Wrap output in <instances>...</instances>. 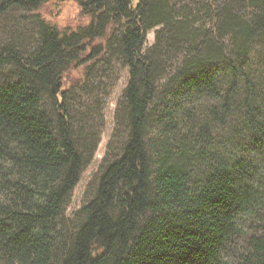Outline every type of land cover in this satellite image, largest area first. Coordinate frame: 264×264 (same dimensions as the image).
<instances>
[{"label":"trees","instance_id":"16d2710c","mask_svg":"<svg viewBox=\"0 0 264 264\" xmlns=\"http://www.w3.org/2000/svg\"><path fill=\"white\" fill-rule=\"evenodd\" d=\"M168 1L0 5V13L24 11L37 27L28 53L0 48V67L17 74L0 85V264H264V220L261 235L248 238L241 253L229 250L238 218L263 204L249 156L264 153V64L258 76L248 75L246 61L255 40L264 46V0H242L251 5L246 22L230 7H212L202 36L187 18L176 20ZM67 2L82 19L77 25L51 19ZM156 28L153 49L143 53ZM229 35L236 40L234 61L221 47ZM162 44L195 61L186 62L155 113L156 58L169 51L156 58L152 51ZM108 58L128 70L121 111L126 137L101 168L79 222L65 230L63 205L96 149L87 138L75 141L65 101L70 90H86ZM206 61L223 62L226 71L201 68ZM201 100L217 102L206 111L211 126L194 119ZM216 125L229 132L222 142L212 133ZM230 143L239 153L234 158L224 154Z\"/></svg>","mask_w":264,"mask_h":264},{"label":"rangeland","instance_id":"374dc122","mask_svg":"<svg viewBox=\"0 0 264 264\" xmlns=\"http://www.w3.org/2000/svg\"><path fill=\"white\" fill-rule=\"evenodd\" d=\"M5 0H0V5ZM170 6L175 9L176 20L191 21L192 29H197V35L204 33L208 17L212 14V7L221 9L230 7V12L235 14L242 22L249 20L252 13L250 3L233 0H169ZM51 15V12H50ZM51 19L60 25H77L82 21L78 15L76 7L67 2L59 10L53 9ZM159 28L151 30L147 34L143 53L151 51L155 45V38ZM166 39V37L162 38ZM236 40L229 38L222 40L221 47L224 48L225 56L230 61H234ZM262 41L257 39L250 45L247 56V73L258 76L261 71V62L264 64V46ZM37 44V27L33 19L24 11L17 8H10L6 12L0 13V48L13 47L20 53H28ZM161 46V43L160 45ZM157 47L152 51L156 58V52L165 49L166 54L156 58V63L161 68L158 75V95L154 102L152 111L155 113L166 104L170 93L176 87L177 80L186 67V62L193 60L192 56H185L180 50L175 51L169 47ZM170 49V50H169ZM150 58L155 61L152 56ZM195 61V60H193ZM201 68L220 69L226 71L223 62H204ZM227 73V72H226ZM72 78V77H71ZM76 78V75L73 76ZM17 74L11 67H0V85L14 82ZM128 81V70L116 59L108 58L107 63H100L95 71L89 76L87 88L84 91L72 89L69 91L65 101L66 109L70 115L75 141L88 139L89 143H96V149L90 158H87L80 174V180L73 189L62 208V215L65 222V230L75 226L80 220V209L93 196L95 182L101 168L111 159L118 156L119 149L126 137V127L121 120L122 117V93ZM46 103V102H45ZM217 102L201 100L195 107L194 119L197 122L207 123L211 126V121L206 115L209 107H215ZM46 108L51 112V107L46 103ZM230 121V120H229ZM231 122V121H230ZM212 133L217 132L221 142L228 138L222 132L223 127L212 126ZM215 137L218 138V137ZM78 143V142H77ZM217 149L221 152L223 148ZM232 146V147H231ZM231 150H225L224 154L230 158L239 154L235 144H228ZM215 150V149H214ZM88 157V156H87ZM256 166L254 175V187L257 189V196L262 205L255 206L238 218V234L232 241L231 251L237 249V253L245 248V243L252 236L261 235L262 221L264 220V153L249 156Z\"/></svg>","mask_w":264,"mask_h":264}]
</instances>
